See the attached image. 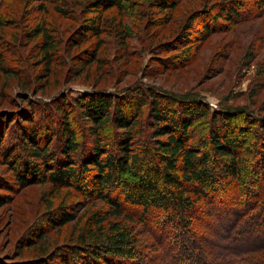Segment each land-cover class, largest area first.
I'll list each match as a JSON object with an SVG mask.
<instances>
[{
    "label": "rangeland",
    "instance_id": "374dc122",
    "mask_svg": "<svg viewBox=\"0 0 264 264\" xmlns=\"http://www.w3.org/2000/svg\"><path fill=\"white\" fill-rule=\"evenodd\" d=\"M112 1L0 0V128L4 129V141H9L0 145V264L45 262L47 258L42 256L54 247L74 245L90 211L104 207L100 199L87 193L89 176L83 172L76 182L81 188L75 181L60 187L38 178L16 182L10 167L20 161L18 168L25 160L19 159L22 147L18 140L28 130L21 126L25 121L36 136L42 137L39 146L48 143L51 150L44 160L29 153L26 159L38 169L46 162L55 167L59 155L53 160L48 157L59 150L60 141L49 133L55 132L62 114L58 110L55 113L54 103L111 92L121 98L119 104L124 110H131L141 97L139 87H151L195 93L211 109L238 105L264 117V10L257 11L253 0L235 3H241L248 14L254 12L255 17L214 29L204 38H198L203 11L212 12L218 3L228 0H180L169 13L171 20L165 22L167 10H158L155 1L118 0L121 7L113 6ZM102 6L106 8L99 13ZM97 12L99 34L94 35L85 25ZM39 29L54 42L48 52L49 65L43 54L45 37L38 34ZM83 117L76 109L69 114V126L78 143L71 161L78 171L82 169L83 142L90 139L87 126L91 123ZM146 122L145 110L137 123L139 131L133 136L137 150L153 143ZM44 130L47 135L43 137ZM112 131V126L105 127L101 133L104 141L111 139ZM112 146L113 142L105 146L110 153ZM23 147L28 151L30 146L26 142ZM247 154L246 177L259 179L263 171L252 153ZM65 212L73 219L55 223ZM130 225L141 255L146 256L134 263L156 264L161 255L159 247L139 222ZM263 231L254 236L240 233L238 237L240 242L253 243V239L263 238Z\"/></svg>",
    "mask_w": 264,
    "mask_h": 264
},
{
    "label": "trees",
    "instance_id": "16d2710c",
    "mask_svg": "<svg viewBox=\"0 0 264 264\" xmlns=\"http://www.w3.org/2000/svg\"><path fill=\"white\" fill-rule=\"evenodd\" d=\"M152 1L158 4V10H167L165 22L171 20L169 13L180 0ZM235 2H220L212 12L205 9L198 38L255 17L254 12L248 14L241 3ZM112 3L121 7L118 0ZM253 3L257 11L264 10V0ZM105 8H99V13ZM99 13L85 25L94 35L99 34ZM37 32L45 37L43 54L49 65L48 52L54 42L46 32ZM139 92L141 97L131 110H124L119 104L121 98L111 92L54 103L55 113L58 110L62 114L53 128L55 132L49 133L60 141L59 150L48 157L53 160L59 155L55 167L46 162L38 169L37 164L26 159L29 153L32 158L44 160L51 150L47 149L48 143L39 146L42 137L36 136L26 121L21 125L28 129L18 139L22 147L19 159H25L24 165L18 169V161L10 167L17 183L38 178L59 187L75 181L78 187L82 186L76 184L78 175L83 172L89 176L87 193L104 205L90 211L74 245L54 247L42 256L47 258L46 264H135L134 260L146 256L141 255L133 234L130 223L134 221L159 247L161 255L155 259L156 264H264V234L260 241L253 239V243L240 242L239 238L240 233L254 236L264 229V117L238 105L211 109L195 93L151 87H139ZM75 109L91 123L87 126L90 139L83 142L81 171L71 161V153L78 145L69 126V114ZM145 110L153 143L137 150L133 136L139 131L137 123ZM196 125V131H190ZM106 126L115 131L111 139L104 141L101 133ZM3 132L0 128V145L6 146L9 141H4ZM46 135L44 130L42 136ZM26 142L28 151L23 147ZM111 142L110 153L105 146ZM247 153H252L250 156L259 163L263 171L259 179L263 182L251 179L252 175L246 177ZM72 219L73 215L65 212L55 223L61 225ZM220 235L223 240H219ZM221 246L225 248L218 250Z\"/></svg>",
    "mask_w": 264,
    "mask_h": 264
}]
</instances>
